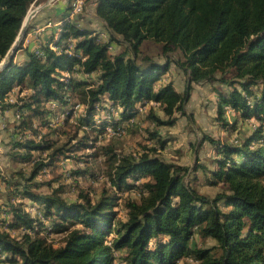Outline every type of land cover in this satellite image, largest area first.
<instances>
[{
	"label": "trees",
	"instance_id": "obj_1",
	"mask_svg": "<svg viewBox=\"0 0 264 264\" xmlns=\"http://www.w3.org/2000/svg\"><path fill=\"white\" fill-rule=\"evenodd\" d=\"M86 1L94 17L81 13L64 20L72 8L68 0L59 30L54 26L23 47L34 16L17 47L21 60L0 70V111L12 112L2 160L30 164L1 176L6 193L0 210L8 217L0 218V264H192L185 256L195 264H264V0ZM38 3L0 0V61L30 6ZM95 21L106 39L92 33ZM146 40L158 44L156 57L142 53ZM171 68L185 75L183 91L167 79ZM203 82L227 86L217 91V119L237 132L233 142L205 135L216 166H192L193 174L202 167L208 184L220 186L214 194L190 184L188 166L158 153L169 141L159 128L187 116L193 84ZM52 103L65 106L64 120L76 105L83 109L77 130L65 132L62 144L48 132L35 138L57 112ZM140 107L146 108L144 131L154 144L137 156L119 157L113 142L103 145L109 188L98 197L82 192L80 199L67 200L60 187L36 181L47 165L94 149L107 124L112 136L122 135V122L127 131H141ZM227 110L233 121L225 117ZM250 118L258 123L241 133L238 119ZM27 130L34 136L24 135ZM37 151L45 158L35 156ZM83 172L76 167L70 175ZM124 190L136 196L125 197L121 218L115 207ZM25 200L39 215L27 210ZM52 232L63 235L59 243L50 240ZM195 233L214 243L191 246Z\"/></svg>",
	"mask_w": 264,
	"mask_h": 264
},
{
	"label": "rangeland",
	"instance_id": "obj_2",
	"mask_svg": "<svg viewBox=\"0 0 264 264\" xmlns=\"http://www.w3.org/2000/svg\"><path fill=\"white\" fill-rule=\"evenodd\" d=\"M45 1L46 0H39V3L37 5L36 4L31 5L28 11L30 12L32 9L36 8L37 6L42 5ZM89 7H90L89 2H86V4L83 6V10L81 13L89 12L90 11ZM87 15H89V13H87ZM17 34L18 35L16 37V44L18 47L20 45L23 35L22 33L20 34L17 33ZM25 42H26V38L23 39V44ZM118 49L119 48H117L116 50ZM141 49H142V53L149 54L154 57H156L159 51L158 44L151 40L144 41L141 45ZM19 50H17L16 53ZM116 50L113 48L110 49V51L113 52H115ZM3 60L4 59L0 61V65L3 62ZM165 74L167 75V79L173 80L175 87L179 91L184 90L185 75L183 73H181L176 69L171 68ZM226 89L227 86L221 84L220 82H211V83L203 82L199 84H193V89L190 94V98L185 106V109L187 111V116H181L177 120V122L172 126H162L159 128L161 135L163 137H168L169 141L165 142V147L163 149H160L158 153L168 161H172L175 163H180L188 166L190 171H189V175H187L186 177H188L187 179L190 182V184L193 185L201 193L214 194L217 190L220 189L219 185L208 184L207 175L205 171L201 169L202 167L198 168L197 170L195 169L196 172H194L195 174H193V170H192L193 164L196 165L203 164L210 168L216 166L213 161V157L215 154L213 146L208 141L204 140V136L209 135L214 138H218L220 141L223 142H233L236 139L237 132H235V130H232L228 126L223 128V126L220 124V120L217 119V114H216L217 91L225 92ZM256 89L260 91L261 86L258 85ZM140 108L138 109L137 117L139 121L142 123L140 124L142 129L141 131L138 130L136 131V133L133 132L132 130V128L134 127L133 126L129 129V131H127L125 128V131L121 132L122 135L116 136L114 134L112 136L111 134L112 132L110 133L109 131V129L111 130L112 127L109 124H107L105 125V133L99 134L100 136L98 137L97 141L94 144L95 145L94 149L87 148L83 150H78L74 152L75 153L74 156H71L66 160L62 159L59 163H55L53 165H47L37 175L36 181L43 184L46 181H50L51 185H53L54 187H60L61 194L67 200L80 199V194L82 192L88 194L93 199L98 197L104 188H109L108 187L109 181L107 175L104 174L108 162L106 161V157L102 153L103 145L105 147L106 145H109L107 143L111 144L113 142L115 147V153H117L119 157L121 155L137 156L142 151L144 146H150L154 144V142H152L149 138H147L148 132L144 131V126L146 123L145 121L142 120V118L144 117L143 111L146 108L145 109L142 107ZM6 113L7 115L4 117L5 122L8 121L7 119L12 117L11 110ZM80 113H83V109L79 105L75 106L74 113L71 119L69 118L67 120H64L61 114L59 115L58 112L54 113L53 117L50 118L49 124L47 126H42L38 128L39 134L36 135L35 138L40 139L41 135L48 132L51 133L50 138L57 139L56 141L59 144L64 143L67 137L66 133L71 134L75 130H77L76 127L77 125L75 121H77V117L79 116ZM98 117L99 116L97 115L96 117H94L95 120L93 121V123L96 125L102 123V120ZM100 117L103 118L104 116L100 115ZM225 117L233 121V114L230 112V110H227L225 112ZM252 123H258V122L254 118L245 120V122H242L238 119L237 125L238 126L240 125L239 130L242 133L243 131H248L252 127L251 125ZM6 125H10V124L5 123L3 124V126H1V128H3L1 131L2 133L1 140L3 144V149L4 146L6 147V143L8 141L7 132L4 131ZM121 126L125 127V122H122ZM90 131L92 132L91 136L93 137L95 133L92 130ZM56 132H58V134ZM23 134L29 136L32 134V132L27 130ZM88 143H91V141H89ZM86 153L88 155H86ZM94 153L95 155H93ZM34 155L35 156L38 155L39 159H43L45 158L46 154H44V152L42 153L37 151L34 152ZM87 156H88V160H83L84 157ZM195 157H196V161L194 162ZM21 166L24 167L25 169L27 168L29 169L30 164L12 163L10 165L7 162L3 163L2 157H0V167L3 171V175H0V200L4 199V193H6L3 190L4 187H2L3 184L1 183V179H2L1 176H6L7 171H9L12 168L17 169ZM76 167H82L85 170V172L80 173L78 176L75 177L71 176L70 171L76 169ZM41 189L49 190V188L46 185H41ZM114 193L116 194L115 191ZM119 195H120V199L117 201L115 210L117 211L118 215L121 218H124L125 209H124L123 201L125 197L129 195L135 197L136 192L124 190ZM14 201H16L15 198L12 202L14 203ZM25 202H26L27 210H29L30 213H32L33 215H39V212L36 210V206L34 203L28 200H25ZM0 209H2L1 206ZM2 217H8V215L1 212L0 218ZM13 233H15V231H13ZM112 235L115 236V233L113 232L112 234H109L108 239ZM62 236H63L62 234L52 232L49 235V238L54 243H59L60 240L62 239ZM190 243L191 246L193 247L210 246L214 243V240L209 237H203L198 233H195ZM183 260L185 262L195 264L191 256L188 257L185 256L183 257Z\"/></svg>",
	"mask_w": 264,
	"mask_h": 264
},
{
	"label": "crops",
	"instance_id": "obj_3",
	"mask_svg": "<svg viewBox=\"0 0 264 264\" xmlns=\"http://www.w3.org/2000/svg\"><path fill=\"white\" fill-rule=\"evenodd\" d=\"M67 1L68 0H51L50 2L45 4L43 7H41L39 10H37L32 15L31 18H34V16H35L34 21H33V26H32V28H30L31 30H29L27 32L26 37H24V38H26V42L23 44V47H25L27 44H29L33 39L35 40L36 36H40L41 38H45L46 34L50 31L49 29H52V27H54V26H56V28H57V25L58 26L61 25V23H62L61 22L62 21L61 16L63 13V8H64L65 4L67 3ZM86 2H85V4H86ZM87 13H89V15L94 17L92 11H89ZM31 18L29 19V22H30ZM29 22H28V24H29ZM28 24H27V26H28ZM27 26H26V28H27ZM90 28H91L92 33L98 34V37L100 39H106L107 38V34L105 33V31H103L101 29V25L97 21L93 22L91 24ZM58 30H59V28H57L56 31H58ZM56 36H57V34H56ZM34 42H36V41H34ZM36 43H38V42H36ZM20 52L21 51H18L15 54L14 61H20L21 60L23 54ZM9 99L12 100L13 98L10 96ZM52 107L54 108V111L56 110L59 113V115L61 113L62 114L64 113V115H62V118H64V116L66 115V111H64L65 106H60V108H59V106L57 104L52 103ZM9 111L10 110H4L3 112L0 111V122H1L0 123V135H2L1 131L3 129V128H1V126H3V124L6 123L4 120V117L7 115L6 112H9ZM72 116H70V119ZM1 138H2V136H1ZM2 146H3V144H2ZM2 154H0V157H2ZM195 161H196V159H194V162Z\"/></svg>",
	"mask_w": 264,
	"mask_h": 264
},
{
	"label": "water",
	"instance_id": "obj_4",
	"mask_svg": "<svg viewBox=\"0 0 264 264\" xmlns=\"http://www.w3.org/2000/svg\"><path fill=\"white\" fill-rule=\"evenodd\" d=\"M50 0H46L42 5H39L37 6L36 8L32 9L30 12L28 11L24 20H23V23L19 29V34L25 32V29H26V26L29 22V19L32 17V15L37 11L39 10L41 7H43L45 4H47ZM81 14H78L77 16H80ZM18 35V34H17ZM17 37V36H16ZM17 44H16V38L14 40V42L12 43V45L10 46V48L8 49L7 53H6V57L4 56V60L3 62L1 63L0 65V70L3 69L4 67L7 66V64L14 58L15 54H16V51H17Z\"/></svg>",
	"mask_w": 264,
	"mask_h": 264
},
{
	"label": "built area",
	"instance_id": "obj_5",
	"mask_svg": "<svg viewBox=\"0 0 264 264\" xmlns=\"http://www.w3.org/2000/svg\"><path fill=\"white\" fill-rule=\"evenodd\" d=\"M84 5H85V0H73V2H72V8H71L70 12L68 13V15L64 18V20H66V21H73L74 18L78 14H80L82 12ZM37 52L39 54H42L41 51H37ZM62 115H64V113L63 114L61 113V116ZM16 116H18V115H16ZM109 131H110V133L112 132L111 134H113V130L112 129L111 130L109 129ZM122 131H125V127H123V126H121V132ZM1 142H2V140H1V135H0V154L3 153V146H2V143ZM0 175H3V171L1 169V167H0Z\"/></svg>",
	"mask_w": 264,
	"mask_h": 264
}]
</instances>
